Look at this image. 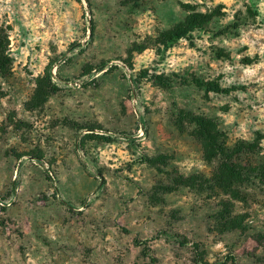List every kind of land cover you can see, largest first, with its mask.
Listing matches in <instances>:
<instances>
[{"label":"rangeland","instance_id":"rangeland-1","mask_svg":"<svg viewBox=\"0 0 264 264\" xmlns=\"http://www.w3.org/2000/svg\"><path fill=\"white\" fill-rule=\"evenodd\" d=\"M0 264H264V0H0Z\"/></svg>","mask_w":264,"mask_h":264},{"label":"trees","instance_id":"trees-1","mask_svg":"<svg viewBox=\"0 0 264 264\" xmlns=\"http://www.w3.org/2000/svg\"><path fill=\"white\" fill-rule=\"evenodd\" d=\"M180 35L181 36L184 35V32ZM204 85L206 86V89H208V90H213V91H223L224 90L223 88H220L219 86L214 85L212 83H206Z\"/></svg>","mask_w":264,"mask_h":264}]
</instances>
